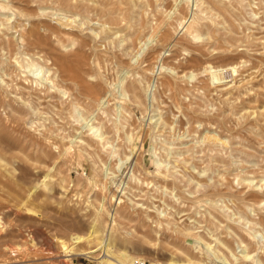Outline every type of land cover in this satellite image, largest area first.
<instances>
[{"label":"rangeland","instance_id":"1","mask_svg":"<svg viewBox=\"0 0 264 264\" xmlns=\"http://www.w3.org/2000/svg\"><path fill=\"white\" fill-rule=\"evenodd\" d=\"M76 58L101 85L91 98L63 75ZM119 198L176 199L218 256L264 260V0H0V264H101L100 250L68 251L71 237ZM116 222L111 233L134 224ZM125 236L140 243L122 246L135 259L176 252L154 232Z\"/></svg>","mask_w":264,"mask_h":264},{"label":"bare ground","instance_id":"2","mask_svg":"<svg viewBox=\"0 0 264 264\" xmlns=\"http://www.w3.org/2000/svg\"><path fill=\"white\" fill-rule=\"evenodd\" d=\"M187 22V21H186ZM189 23V22H188ZM186 24V23H185ZM192 24V25H191ZM199 21L194 18L191 20V22L186 26L188 29V32L190 30H194L196 27H198ZM185 29V28H184ZM185 29V30H186ZM190 29V30H189ZM29 32L33 35L37 34V31L35 28H31ZM6 44L9 45L10 43L6 41ZM63 56V55H62ZM26 59V65L29 67L34 62V59L31 57H25ZM62 61V59H59ZM83 60L81 58H76L75 61L71 62H63L61 64L62 71L64 72V77L67 79H70L74 81V83L77 86L78 93L87 97H93L97 91L101 88V85L98 82H88L86 79H84L82 75L83 67H82ZM26 67V66H25ZM216 70H211L213 75H215V79L220 80L223 78V76H218L215 73ZM232 71L234 69L232 68ZM42 78V77H41ZM214 78V77H213ZM40 80V79H39ZM37 79L34 80V86H36ZM41 83V80L39 81ZM33 84V82H32ZM41 87V85H40ZM54 85H47L45 84L43 88H39L38 91L34 90L33 93L36 95V100L40 99L39 102H44L45 97L51 96L50 89L53 88ZM130 89L132 91L136 90V86L134 84L129 85ZM43 91V95H40V92ZM63 92L62 89H59V92ZM64 94V93H63ZM70 96V95H69ZM76 97H73L75 99ZM72 100V99H71ZM56 106H58L61 110L71 107L73 103L69 102L66 103L64 101H58L54 103ZM36 109V108H35ZM96 109V108H95ZM34 112V109H32ZM36 111V110H35ZM22 114L29 115L31 112L27 110H21L19 111ZM35 113V112H34ZM37 113V111H36ZM59 118V117H58ZM53 121V120H52ZM7 122L11 125L12 129L16 133H20L21 130L18 128L21 123H23V119L20 116H10L7 117ZM92 128V127H90ZM98 130V129H97ZM96 130L92 131L93 134H95L98 140H101V133H94ZM41 137L48 139L51 137V133L48 131H40ZM212 136V135H211ZM47 141V140H46ZM106 143V142H105ZM107 144V143H106ZM225 144V143H224ZM68 147V146H67ZM69 149V148H66ZM65 149V151H66ZM87 154V153H86ZM81 154L79 153V156ZM82 156V155H81ZM119 166V165H118ZM172 169V168H171ZM138 180V179H137ZM120 184V183H119ZM123 185V184H122ZM116 188H118V185H115ZM121 189V188H119ZM122 190V189H121ZM118 197V196H117ZM121 210H118L116 207L113 209L103 208L102 205L100 208H98L97 211H94L93 213V220L90 224V230L88 231L87 236H82L79 234L74 235L72 242V246L69 247L68 251L75 252V253H82L85 255H91L96 250L104 252L105 257L100 256L101 259H99V263L101 264H134L135 258L129 253L127 249H125L127 246L131 247L133 245L140 246V243L132 241V238H126V235H130L132 232L140 231L141 234L145 238H148L150 236L151 232H154L155 238L156 236L160 238L159 242H161V237H163L165 240L169 239L170 244L172 243L175 247L176 251L172 253L169 257L166 255V260L164 263H160L157 260H154V264H205L203 261L207 259L212 258L213 264H217L216 262H224L225 264H231L228 259L229 256H218L215 252L214 245H211V243H207L204 241V235L202 226L199 225V221L193 219V220H187L182 219L180 220L181 216H178L180 214L181 210L178 206H176V199H170V200H163L161 202V206L155 204V202L152 200L149 203L147 202H131V205H128L124 202V200L119 198L118 201ZM122 203V205H121ZM161 208V209H160ZM173 209V210H172ZM168 210V212H166ZM122 218L127 220V225H129V222H134V224H131L129 229L125 230V227L122 226L123 232L120 231L117 234L111 233L113 231H119V222H116V218ZM113 225V226H112ZM116 226V228H114ZM106 227V229L104 228ZM104 230L106 231L105 237L102 236ZM206 230V229H205ZM208 231V230H207ZM206 231V232H207ZM211 232V231H208ZM208 235V234H206ZM211 235H213L211 233ZM214 241L217 240V237L211 236ZM209 236V235H208ZM206 236V237H208ZM208 237V238H210ZM158 238L156 241H158ZM162 238V239H163ZM208 238H205L208 240ZM150 239V238H149ZM212 239V240H213ZM211 240V238H210ZM143 241L144 240H140ZM169 241H167L169 243ZM217 243L222 244L229 252L231 253V256L234 257V259H239L235 253H232L230 248L228 247V244H225V241H219L217 240ZM91 242H96L97 247H90L91 248H78L83 246L82 244L87 243L90 244ZM215 243V242H214ZM65 245V242L62 243ZM160 244V243H159ZM143 245V243H142ZM153 245H156L153 243ZM66 248H68L67 245H65ZM125 246V248L123 247ZM213 246V247H212ZM142 247V246H141ZM172 247V246H171ZM136 248V247H131ZM155 248V247H154ZM209 250V254L205 257L206 259L202 258L203 249ZM210 248V249H209ZM215 249V250H214ZM245 249V247H244ZM99 251V252H100ZM203 251V252H202ZM218 251V250H216ZM241 251V250H240ZM245 250L241 251L244 252ZM172 252V250H171ZM74 254V253H72ZM179 254L184 255V259L180 258ZM199 254V256H198ZM212 254V256H211ZM103 255V254H102ZM206 255V254H205ZM230 255V254H229ZM191 256H195L197 260H193ZM242 256V257H241ZM155 257V256H154ZM240 258L243 259H249L251 258V254L245 252V254L240 255ZM142 259V258H138ZM156 259V258H155ZM164 260V259H163ZM231 260V259H230ZM205 261V262H206ZM229 261V262H226ZM232 261V260H231ZM256 261L255 264H264V260L256 259L253 260Z\"/></svg>","mask_w":264,"mask_h":264},{"label":"built area","instance_id":"3","mask_svg":"<svg viewBox=\"0 0 264 264\" xmlns=\"http://www.w3.org/2000/svg\"><path fill=\"white\" fill-rule=\"evenodd\" d=\"M134 264H154V263L146 259H135Z\"/></svg>","mask_w":264,"mask_h":264}]
</instances>
